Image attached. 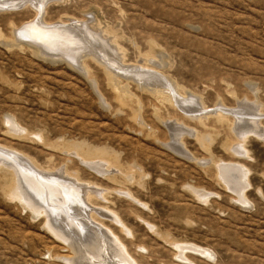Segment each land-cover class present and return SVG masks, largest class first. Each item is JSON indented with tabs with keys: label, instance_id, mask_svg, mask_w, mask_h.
<instances>
[{
	"label": "rangeland",
	"instance_id": "obj_1",
	"mask_svg": "<svg viewBox=\"0 0 264 264\" xmlns=\"http://www.w3.org/2000/svg\"><path fill=\"white\" fill-rule=\"evenodd\" d=\"M3 1L0 146L49 175L66 164L78 182L108 189L106 211L125 228L105 220L110 246L130 261L264 264V0H50L43 11L40 0ZM91 17L106 41L82 38L93 52L122 53L117 74L88 52L75 66L26 36L29 24L82 30ZM136 67L167 79L185 105L142 87ZM12 124L29 137L10 135ZM78 150L133 178L117 166L98 175L71 154ZM13 180L0 167V264H68L72 251L46 216L11 196ZM173 243L205 254L180 259Z\"/></svg>",
	"mask_w": 264,
	"mask_h": 264
},
{
	"label": "bare ground",
	"instance_id": "obj_2",
	"mask_svg": "<svg viewBox=\"0 0 264 264\" xmlns=\"http://www.w3.org/2000/svg\"><path fill=\"white\" fill-rule=\"evenodd\" d=\"M49 1L50 0H40L39 2L40 8H41L40 10L43 11V9L46 8ZM1 2L3 3L4 1L0 0V6H3ZM15 2L16 1H12L11 3H5V4H8L9 6L10 4L16 6ZM37 7L39 6L37 5ZM33 8H36V7H33ZM90 19L91 20H89L88 23L86 24L84 23V26H83L84 28H82V30L78 29V26L80 25L78 26L74 25V27L72 28L70 27V29L66 26H63V28L61 27L57 31H55V30H51L50 27L43 28L42 25L44 24L41 25L39 30H36L35 24H33L35 28L34 27L31 28L29 24L27 28L28 30H26L28 31L26 36L32 39H35L36 41L38 40L41 43L44 42L46 45H48L53 50V52L58 51L55 53V55L62 56L64 58L66 57V59H69L70 62L73 63L75 66H79L81 64L80 63L81 62L80 53L88 52L87 54H92L96 58L95 59L96 61H98L99 63L102 62V65L105 66V68H107V70L110 73L115 72L117 74L118 72L116 71L115 68H120V67L121 69L125 68L121 66L122 65L121 63L123 61L122 60L123 58H121L122 53L120 54V52L117 53L116 50H113V54L115 53V57L114 58L112 57L113 59L107 53L103 51H101L102 52L101 54H100V51H98L99 53L98 54L97 52L91 51L89 49V47L91 46L90 45L87 46L86 44L87 42L85 43V40L82 38L81 34H85L84 35L85 39H86V36L88 37L90 35L91 37L92 35L93 37L97 36V38H100L101 40H103V42L105 40L103 38L104 35L103 36L101 35L102 32H99L97 30V27L95 28V26L92 24V21H93L92 17ZM58 25L56 26L59 27ZM37 27H38V24H37ZM56 32L57 34H55ZM55 36H57V38H55ZM62 39H64V41H62ZM93 44L95 43L93 42ZM102 46H100V50H102L101 49ZM58 49L62 51H59ZM65 50H68V51L66 52ZM136 68L137 69L132 73L133 75L131 76L133 78H136L137 81H139L142 84V87H144L145 85L152 86V88H155V90H153L155 93L161 96H165L172 103L177 102L179 106L185 103L184 100L183 101L180 100V97H178L177 95L178 93L174 90L172 85L166 81L167 79L166 80L163 79L158 74L157 75L152 74L151 73L152 71L147 72L144 67L142 68L136 67ZM147 70H149V68ZM155 72L156 71H154L153 73ZM123 74L126 77L130 75V73L127 74L126 72ZM113 77H110V78H113ZM157 88H160V89H157ZM198 118L200 117L198 116ZM12 127H13V130L8 131L10 135L16 138H19V139H27L29 137V134L26 132L20 131V129L18 128L16 124H12ZM247 134L248 133L243 135L244 138H246ZM81 152H82L81 150H78V151L71 152V154L76 156V158L81 162L82 165H85L88 169L94 171L98 175L101 174L103 176L105 173L107 174V172L111 170L115 172L116 170L114 167L117 166L116 168L117 169L119 168L117 172L121 173V175L124 176V178H128L130 180L133 178V175L128 173L127 170L126 171L122 170L120 167H118V165H116V163L112 159L108 158L107 156H101V158H98V159H101L103 162L100 165L99 162H97L98 164L95 163L96 159L90 157V155L86 153L81 154ZM104 162L105 163L107 162V166H104V169H102L103 167L101 166L105 164ZM0 167H3L13 173V176H14L13 184L9 188L11 196L12 197L16 196V198L19 199L21 203H23V205L29 208L32 212H35L37 214L41 213L42 215L46 216L48 229L58 239L62 240L67 245L69 250L72 251L74 255L73 257L72 256L63 257L64 261H66L68 264H126V263L127 264H138L136 260L130 261L129 257H126L124 255L122 247L118 246V250H117V249H113V247L110 246L111 238L108 235H110L111 233L108 234L109 231L106 230L107 227L105 224V220L116 221L115 223L119 225V227H121L122 230H124L125 228H124V225L122 224L123 222L122 219L119 217V215L116 212L112 213L111 211L110 213L106 211V210H110V208L106 206L109 200V197H108L109 194H107L108 189L99 190L100 188L98 187L94 188V186H92L91 184L78 182L75 176V175H78V173L75 172L76 174H74L73 172H70V170L67 169L66 164L64 165V168H63L65 169V171L62 172L61 168H60L61 169L60 171L55 168V170H57L56 174L50 173L49 175L48 173L49 171H44L42 167L32 157L22 152H17V150H13V149H10L4 146H0ZM105 167H108L109 170L105 169ZM51 170L53 172L54 169H51ZM62 173L63 174L65 173V174L63 175ZM225 181H227V177ZM233 181H234V178H233ZM232 186L233 185H231V187ZM124 190L121 189L119 193L122 192L125 195V197L131 200L133 199L132 201L142 205L139 201H135L136 199L132 196L130 191L127 190L128 192L126 193L125 192L126 190L125 191ZM242 197L239 194L240 201H242ZM243 200H244V197H243ZM92 203H94L96 207ZM101 208H104V209H101ZM112 237L113 239L115 238L114 235ZM173 245L178 249V252L180 253V257H179L180 259L182 258L181 257L182 255L184 257L190 251L194 252L196 255L205 254V250L199 249L197 247H193V246L183 247L178 243L177 244L173 243Z\"/></svg>",
	"mask_w": 264,
	"mask_h": 264
}]
</instances>
